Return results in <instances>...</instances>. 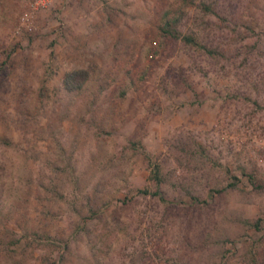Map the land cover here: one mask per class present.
I'll return each mask as SVG.
<instances>
[{"label":"rangeland","instance_id":"rangeland-1","mask_svg":"<svg viewBox=\"0 0 264 264\" xmlns=\"http://www.w3.org/2000/svg\"><path fill=\"white\" fill-rule=\"evenodd\" d=\"M0 264H264V0H0Z\"/></svg>","mask_w":264,"mask_h":264},{"label":"trees","instance_id":"trees-1","mask_svg":"<svg viewBox=\"0 0 264 264\" xmlns=\"http://www.w3.org/2000/svg\"><path fill=\"white\" fill-rule=\"evenodd\" d=\"M180 19V15H177L176 17L173 16L172 18L167 17V19L163 22L164 23V29L162 30L164 33L168 34V36L178 38L181 37L185 42L189 44H195L200 45L201 44L197 41L196 37L192 34L186 33V34H180V31L177 28V22ZM88 77V70L86 68H73L70 70H67L65 72V75L63 77V82L66 88L68 89H77L80 86H82L84 79ZM151 169V176L153 180L156 183H159L161 181L160 171H159V165L154 162L152 164ZM142 193H151V194H158L160 193L157 189L156 190H149L147 188L139 189Z\"/></svg>","mask_w":264,"mask_h":264}]
</instances>
